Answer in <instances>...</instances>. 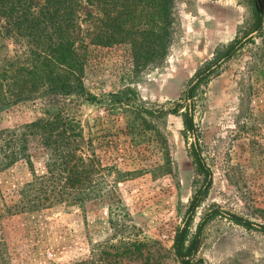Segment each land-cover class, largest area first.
<instances>
[{"label": "rangeland", "instance_id": "rangeland-1", "mask_svg": "<svg viewBox=\"0 0 264 264\" xmlns=\"http://www.w3.org/2000/svg\"><path fill=\"white\" fill-rule=\"evenodd\" d=\"M101 1L102 32L117 16L123 27L137 32L131 37L136 41L151 43L163 37L171 46L165 63L137 70L129 36L105 35L100 45L87 41L85 96L46 95L4 107L0 131L59 113L82 134L73 137L75 154H93L99 162L100 172L92 180L100 193L109 190L105 184L114 177V170L109 176L103 166L115 165L131 175L116 185L112 196L82 203L69 196L49 208L20 211L22 190L47 174L48 157L41 140L29 136L32 167L19 160L0 172L4 264H73L88 258L98 245L121 240L145 245L140 258L124 259L123 264H180L174 255V236L199 185L188 157L192 143L210 171L211 186L195 210L190 234L207 213L221 212L204 225L196 258L203 264H264V230L247 229L228 218L237 216L264 228V0H258L262 13L258 30L252 0H117L115 12L109 0ZM126 11H131L129 17L119 14ZM86 13L95 16L96 10L83 4L81 16ZM4 27L0 16V68L14 61L21 49L18 38L3 36ZM232 44L240 48L193 99L195 134L184 133L178 115L155 121L173 162L170 173H163L160 168L167 157L156 133L145 130L140 117L125 112V97L118 101L115 95L129 88L134 92L126 98L171 108L194 75ZM128 122L143 128L133 139L126 130Z\"/></svg>", "mask_w": 264, "mask_h": 264}, {"label": "trees", "instance_id": "trees-1", "mask_svg": "<svg viewBox=\"0 0 264 264\" xmlns=\"http://www.w3.org/2000/svg\"><path fill=\"white\" fill-rule=\"evenodd\" d=\"M116 1L109 0L114 12ZM83 4L95 8L96 15L86 13L82 17ZM252 4L255 13V28L258 30L262 23V13L258 0H252ZM101 5V0H0V16L5 25L3 36L13 35L18 38V48H21L20 55L14 61L5 63L0 68V110L46 95L84 97L82 77L88 58L87 41L100 45L105 35L111 39L116 35L129 36L128 44L132 47L137 70L146 69L150 65L152 67L162 66L165 63V57L171 46L163 41V37L156 38L151 43L136 41L131 37L137 32L132 28L123 27L118 22L117 16L110 19V26L102 32ZM119 14H127L129 17L131 11L119 12ZM75 34H80V39ZM166 35L170 36V32ZM239 48L236 44L230 45L221 58L203 71L197 72L184 88L179 101L166 110H164L165 105L159 107L156 105L155 108V105L142 99L126 98L127 93L134 92L129 88L115 95L118 101H123L125 97V105L128 108L124 110L125 112L134 115L136 119L140 117L142 127L156 133L157 142L160 143L167 157L165 166L160 168L163 173H170V165L173 162L170 159L167 139L161 135L155 121L168 114L178 115L182 119L184 133L194 135L193 99L196 97L198 88L206 85L209 78L216 75L219 65L230 60ZM159 53L162 54L161 57H158ZM83 99L87 100V97ZM143 117L149 119L146 120ZM139 125L135 122L126 124L127 133L132 136V139L133 135H139V132L143 131V128L138 129ZM58 127L63 128L58 129ZM74 127L73 121L63 118L58 113L52 119L39 118L19 129L0 131V172L19 160H25L32 167L27 145L29 136L39 137L47 153V174L36 177L22 190V200L19 201L20 211L49 208L67 201L69 196L77 203L107 197L113 194L119 182L131 175L129 172H119L115 165H102L103 170H107L109 176L114 170V177L107 181L108 184H105L109 190L100 193L99 184L92 180V176L100 172V164L93 154L89 156L85 153L75 154L74 149L77 150V146L71 148L75 142L73 137H82V134L76 133ZM188 157L194 170V183H199V185L191 195L182 217V225L176 229L173 250L180 264H203L201 259L196 258L202 229L208 221L220 216L221 212L207 213L197 224L195 233L190 234V222L195 210L208 193L211 178L210 171L195 143H192ZM199 177L201 180L198 179ZM62 179L65 180L63 184L60 182ZM228 218L247 229L264 230L263 227H254L251 222L237 216L231 215ZM144 247L142 242L125 240L114 245H98L88 258L73 264H123L124 259L140 258ZM0 264H4L1 244Z\"/></svg>", "mask_w": 264, "mask_h": 264}]
</instances>
